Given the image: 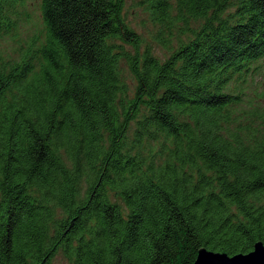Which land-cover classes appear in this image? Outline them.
Wrapping results in <instances>:
<instances>
[{
	"label": "trees",
	"instance_id": "1",
	"mask_svg": "<svg viewBox=\"0 0 264 264\" xmlns=\"http://www.w3.org/2000/svg\"><path fill=\"white\" fill-rule=\"evenodd\" d=\"M125 1L42 0L44 33L0 49V264H194L264 244V90H244L264 0H142L165 59ZM22 2L0 0V43Z\"/></svg>",
	"mask_w": 264,
	"mask_h": 264
},
{
	"label": "rangeland",
	"instance_id": "2",
	"mask_svg": "<svg viewBox=\"0 0 264 264\" xmlns=\"http://www.w3.org/2000/svg\"><path fill=\"white\" fill-rule=\"evenodd\" d=\"M142 0H126L125 1V17L129 25L140 35L143 47L149 44L153 47L154 52L161 58H167L171 50L168 47L162 46L156 39L157 26L150 19L147 9L144 7ZM42 0H23L19 7L18 27L15 29V37L8 36L0 43L1 51L6 54H15V51L20 47V44L26 43L30 37L35 34L44 33V22L41 10ZM176 46V44H175ZM261 76L254 79L259 85L246 83L245 92L249 98H254L259 95V91L264 90V64L261 68ZM128 81H132L130 74L126 75ZM259 82V83H258ZM54 264H66L63 256L59 254Z\"/></svg>",
	"mask_w": 264,
	"mask_h": 264
},
{
	"label": "water",
	"instance_id": "3",
	"mask_svg": "<svg viewBox=\"0 0 264 264\" xmlns=\"http://www.w3.org/2000/svg\"><path fill=\"white\" fill-rule=\"evenodd\" d=\"M194 264H264V244L257 242L251 252L234 256L202 248Z\"/></svg>",
	"mask_w": 264,
	"mask_h": 264
}]
</instances>
